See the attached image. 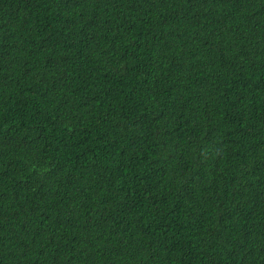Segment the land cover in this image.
Wrapping results in <instances>:
<instances>
[{
	"label": "trees",
	"instance_id": "trees-1",
	"mask_svg": "<svg viewBox=\"0 0 264 264\" xmlns=\"http://www.w3.org/2000/svg\"><path fill=\"white\" fill-rule=\"evenodd\" d=\"M0 264H264V0H0Z\"/></svg>",
	"mask_w": 264,
	"mask_h": 264
},
{
	"label": "bare ground",
	"instance_id": "bare-ground-1",
	"mask_svg": "<svg viewBox=\"0 0 264 264\" xmlns=\"http://www.w3.org/2000/svg\"><path fill=\"white\" fill-rule=\"evenodd\" d=\"M168 146V145H167ZM170 146V145H169ZM174 149V148H173ZM173 149H171V150H173ZM178 150V149H177ZM16 154V153H15ZM17 156H19V155H17Z\"/></svg>",
	"mask_w": 264,
	"mask_h": 264
}]
</instances>
